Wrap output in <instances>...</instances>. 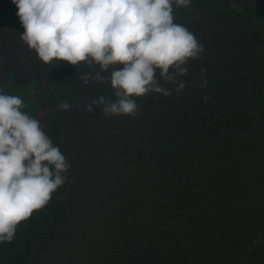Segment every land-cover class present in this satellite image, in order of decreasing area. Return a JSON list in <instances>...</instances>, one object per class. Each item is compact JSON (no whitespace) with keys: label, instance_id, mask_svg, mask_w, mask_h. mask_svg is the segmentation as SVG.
<instances>
[{"label":"rangeland","instance_id":"1","mask_svg":"<svg viewBox=\"0 0 264 264\" xmlns=\"http://www.w3.org/2000/svg\"><path fill=\"white\" fill-rule=\"evenodd\" d=\"M16 12L12 0H0V39L5 24H10L14 37L22 41L24 28ZM173 14L175 22L204 45V52L186 65L187 86L179 96L173 90L171 97L151 93L137 98L135 118H106L95 105L94 111L85 110L93 99L111 97L112 90L95 81L85 85L79 75L89 68L83 62L78 68L67 61L45 64L27 46L26 72L3 82L0 56V89L20 96L24 111L37 119L59 108L64 92L79 99L67 134L74 148L67 173L69 212L61 240L40 244L32 264H119L117 250L124 246L119 231L143 163L142 145L144 150L150 147L151 134L164 114L183 111L187 105L197 107L190 110L193 119H221L223 150L231 153L232 142L256 176L246 184L263 216L247 240L243 261L264 264V0H193L191 9L174 6ZM202 68L207 69L204 88L199 86Z\"/></svg>","mask_w":264,"mask_h":264},{"label":"trees","instance_id":"2","mask_svg":"<svg viewBox=\"0 0 264 264\" xmlns=\"http://www.w3.org/2000/svg\"><path fill=\"white\" fill-rule=\"evenodd\" d=\"M5 27L0 39L3 82L26 72L27 47L10 24ZM61 99L71 110H47L38 120L70 161L74 148L67 134L79 99L70 91ZM185 107L164 114L150 147L142 145L143 163L119 231L124 245L117 250L119 264H245L247 240L263 216L246 184L256 176L232 142L231 153L223 150L221 119H193L190 110L197 107ZM69 196L66 182L44 208L22 221L14 240L0 243V264H32L40 244L60 241Z\"/></svg>","mask_w":264,"mask_h":264},{"label":"clouds","instance_id":"3","mask_svg":"<svg viewBox=\"0 0 264 264\" xmlns=\"http://www.w3.org/2000/svg\"><path fill=\"white\" fill-rule=\"evenodd\" d=\"M193 0H12L24 31L21 39L45 64L67 61L89 68L85 85H107L85 110L101 107L106 118L139 114L137 98L151 93L171 97L186 88L190 60L204 45L175 22L174 6ZM207 69L199 86L207 87ZM173 85V88L167 85ZM209 97L205 96L207 102ZM61 111L72 105L62 101ZM24 100L0 89V243L11 242L18 225L44 208L66 184L71 163L44 130L24 111Z\"/></svg>","mask_w":264,"mask_h":264}]
</instances>
